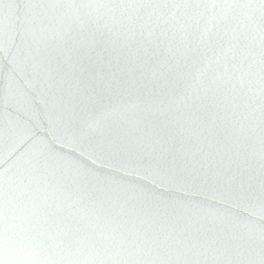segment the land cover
Instances as JSON below:
<instances>
[{"label": "water", "instance_id": "obj_1", "mask_svg": "<svg viewBox=\"0 0 264 264\" xmlns=\"http://www.w3.org/2000/svg\"><path fill=\"white\" fill-rule=\"evenodd\" d=\"M0 264H264V0H0Z\"/></svg>", "mask_w": 264, "mask_h": 264}]
</instances>
